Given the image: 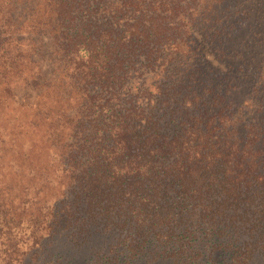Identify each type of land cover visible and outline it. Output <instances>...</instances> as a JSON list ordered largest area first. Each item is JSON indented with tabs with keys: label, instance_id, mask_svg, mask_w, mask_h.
Here are the masks:
<instances>
[{
	"label": "trees",
	"instance_id": "trees-1",
	"mask_svg": "<svg viewBox=\"0 0 264 264\" xmlns=\"http://www.w3.org/2000/svg\"><path fill=\"white\" fill-rule=\"evenodd\" d=\"M238 43L264 49V0L0 4V104L49 123L62 175L43 216L49 238L98 222L124 237L92 264L129 263L154 241L193 264L200 240L241 226L253 242L217 248L254 264L264 249V61L241 57ZM5 203L2 222L15 210ZM49 246L31 263L73 264Z\"/></svg>",
	"mask_w": 264,
	"mask_h": 264
},
{
	"label": "rangeland",
	"instance_id": "rangeland-1",
	"mask_svg": "<svg viewBox=\"0 0 264 264\" xmlns=\"http://www.w3.org/2000/svg\"><path fill=\"white\" fill-rule=\"evenodd\" d=\"M6 1L0 0V4ZM22 48L25 49V45ZM237 48L241 57L243 54L245 58L257 57L263 63L264 49L249 51L241 43ZM48 126L49 123L36 116L33 109L20 108L11 100L0 104V200L15 209L10 217L0 221V264H5L6 255H11L12 264H17L20 259L25 264H32L29 256L43 244L50 245L63 258H70L73 264H92L97 255L114 256L115 244L124 237L119 236L117 230L114 234L108 233L98 222L82 223L72 232L61 230L48 237L43 216L46 208L55 203L62 187V175L57 171L55 153L48 141ZM228 231L229 234L217 242L200 240L198 247L193 249V264H234L228 248L222 247L221 251L217 248L218 243L224 246L233 241L243 247L254 238L241 226ZM78 237L88 239L87 243L78 245L75 242ZM157 247L154 241L138 256H129L130 262L126 264H176L170 257L158 254ZM117 248L121 249L120 246ZM252 255L251 262L264 264V249L257 248Z\"/></svg>",
	"mask_w": 264,
	"mask_h": 264
}]
</instances>
